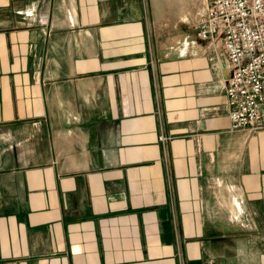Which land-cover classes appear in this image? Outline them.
Here are the masks:
<instances>
[{
    "label": "crops",
    "instance_id": "obj_1",
    "mask_svg": "<svg viewBox=\"0 0 264 264\" xmlns=\"http://www.w3.org/2000/svg\"><path fill=\"white\" fill-rule=\"evenodd\" d=\"M210 1L0 0V264H264Z\"/></svg>",
    "mask_w": 264,
    "mask_h": 264
},
{
    "label": "built area",
    "instance_id": "obj_2",
    "mask_svg": "<svg viewBox=\"0 0 264 264\" xmlns=\"http://www.w3.org/2000/svg\"><path fill=\"white\" fill-rule=\"evenodd\" d=\"M197 18L199 37L221 39L230 62L225 81L230 129H263L264 0H211Z\"/></svg>",
    "mask_w": 264,
    "mask_h": 264
}]
</instances>
